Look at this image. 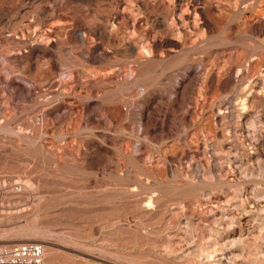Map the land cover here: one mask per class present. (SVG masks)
Instances as JSON below:
<instances>
[{"label":"rangeland","instance_id":"obj_1","mask_svg":"<svg viewBox=\"0 0 264 264\" xmlns=\"http://www.w3.org/2000/svg\"><path fill=\"white\" fill-rule=\"evenodd\" d=\"M45 264H264V0H0V245Z\"/></svg>","mask_w":264,"mask_h":264},{"label":"built area","instance_id":"obj_2","mask_svg":"<svg viewBox=\"0 0 264 264\" xmlns=\"http://www.w3.org/2000/svg\"><path fill=\"white\" fill-rule=\"evenodd\" d=\"M45 246L39 241H19L0 245V264H45Z\"/></svg>","mask_w":264,"mask_h":264}]
</instances>
